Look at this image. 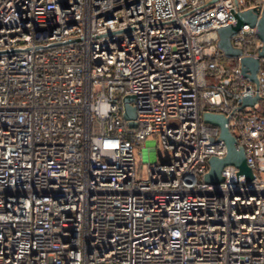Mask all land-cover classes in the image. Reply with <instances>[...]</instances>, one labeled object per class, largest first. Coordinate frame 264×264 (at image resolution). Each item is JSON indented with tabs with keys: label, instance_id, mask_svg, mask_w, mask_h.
<instances>
[{
	"label": "built area",
	"instance_id": "built-area-1",
	"mask_svg": "<svg viewBox=\"0 0 264 264\" xmlns=\"http://www.w3.org/2000/svg\"><path fill=\"white\" fill-rule=\"evenodd\" d=\"M263 6L0 0V264H264L261 41L243 24L239 55L216 45L234 12ZM242 56L258 57L256 84ZM203 111L224 115L250 178L225 164L202 180L226 152ZM143 139L160 160L135 159Z\"/></svg>",
	"mask_w": 264,
	"mask_h": 264
},
{
	"label": "water",
	"instance_id": "water-1",
	"mask_svg": "<svg viewBox=\"0 0 264 264\" xmlns=\"http://www.w3.org/2000/svg\"><path fill=\"white\" fill-rule=\"evenodd\" d=\"M235 22L216 28V45L226 56H235L240 54L238 48L231 46L229 37L234 34L243 24L255 27V35L261 41L258 50V57L264 55V6L259 9L256 7L248 8L233 13ZM53 42L49 45L58 44ZM258 57L242 56L240 58L241 76L248 78L257 83L256 70L258 68ZM257 95L251 98L245 97L242 99V106L255 101ZM131 95H125L121 98V116L126 120L128 126H134V107L130 104ZM201 120L210 124L217 125L218 138L224 141L226 152L221 157L209 156L206 160L207 170L202 175V180L209 183H216L222 178L220 176V168L225 164H232L237 168V176L239 180H246L251 177V170L245 162L243 150L236 149L232 134L224 125L226 118L220 113L208 111L201 112Z\"/></svg>",
	"mask_w": 264,
	"mask_h": 264
},
{
	"label": "rangeland",
	"instance_id": "rangeland-1",
	"mask_svg": "<svg viewBox=\"0 0 264 264\" xmlns=\"http://www.w3.org/2000/svg\"><path fill=\"white\" fill-rule=\"evenodd\" d=\"M138 149L139 153H135L134 155L136 160L144 162L153 161L155 159L160 160L162 158L157 147V141L155 140L152 141L151 139H143Z\"/></svg>",
	"mask_w": 264,
	"mask_h": 264
}]
</instances>
